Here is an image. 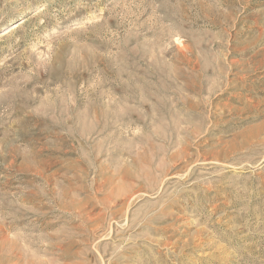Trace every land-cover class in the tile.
<instances>
[{
	"label": "rangeland",
	"instance_id": "rangeland-1",
	"mask_svg": "<svg viewBox=\"0 0 264 264\" xmlns=\"http://www.w3.org/2000/svg\"><path fill=\"white\" fill-rule=\"evenodd\" d=\"M0 264H264V0H0Z\"/></svg>",
	"mask_w": 264,
	"mask_h": 264
}]
</instances>
